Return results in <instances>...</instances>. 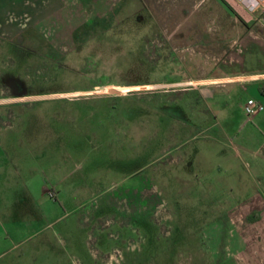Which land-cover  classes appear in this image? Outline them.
Returning <instances> with one entry per match:
<instances>
[{
  "label": "rangeland",
  "instance_id": "374dc122",
  "mask_svg": "<svg viewBox=\"0 0 264 264\" xmlns=\"http://www.w3.org/2000/svg\"><path fill=\"white\" fill-rule=\"evenodd\" d=\"M65 4L0 29L29 231L0 264H264V128L242 108L259 91L200 87L230 55L257 65L241 41L264 39V0Z\"/></svg>",
  "mask_w": 264,
  "mask_h": 264
},
{
  "label": "crops",
  "instance_id": "0c3cea01",
  "mask_svg": "<svg viewBox=\"0 0 264 264\" xmlns=\"http://www.w3.org/2000/svg\"><path fill=\"white\" fill-rule=\"evenodd\" d=\"M53 1L55 6L49 13H45L44 9L49 5V0H0V29L9 28L8 22H13L11 18L14 16H10L12 13L17 16L29 15L37 21L43 22L55 12V14L60 13V8H64L66 5V0ZM241 42L247 47L258 48V57L255 56V53L248 55L253 62H255V58H258V62H255L257 65L254 64L244 70H233L230 65L241 62V57L235 55L233 58L230 55L224 62L227 69L221 71L214 78L200 81V87L248 84L252 93L256 88L259 91V94L254 93L256 94L255 98L249 97L248 99H254L264 107V39L253 32H248ZM3 115L6 116L5 113ZM254 120L257 122V126L259 125L258 128H264V110L256 115ZM26 163L25 152L20 149H7L5 145H0V257L14 249L21 240L25 241L29 232L27 230ZM262 221L264 223V216L260 222Z\"/></svg>",
  "mask_w": 264,
  "mask_h": 264
},
{
  "label": "built area",
  "instance_id": "2783aa9c",
  "mask_svg": "<svg viewBox=\"0 0 264 264\" xmlns=\"http://www.w3.org/2000/svg\"><path fill=\"white\" fill-rule=\"evenodd\" d=\"M249 12H253L260 5L261 0H237ZM243 112L248 120H252L256 115L264 110L262 104L254 99H248L243 105Z\"/></svg>",
  "mask_w": 264,
  "mask_h": 264
},
{
  "label": "trees",
  "instance_id": "16d2710c",
  "mask_svg": "<svg viewBox=\"0 0 264 264\" xmlns=\"http://www.w3.org/2000/svg\"><path fill=\"white\" fill-rule=\"evenodd\" d=\"M225 4V3H224Z\"/></svg>",
  "mask_w": 264,
  "mask_h": 264
}]
</instances>
